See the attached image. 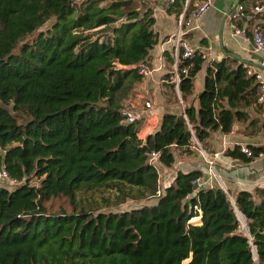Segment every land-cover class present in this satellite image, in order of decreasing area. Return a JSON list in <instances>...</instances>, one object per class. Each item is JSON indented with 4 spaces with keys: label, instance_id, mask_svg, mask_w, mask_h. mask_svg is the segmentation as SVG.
<instances>
[{
    "label": "trees",
    "instance_id": "16d2710c",
    "mask_svg": "<svg viewBox=\"0 0 264 264\" xmlns=\"http://www.w3.org/2000/svg\"><path fill=\"white\" fill-rule=\"evenodd\" d=\"M185 1L169 11L180 16ZM154 25L135 0H0V169L18 183L0 186V264H257L254 250L264 264L260 188L232 203L220 187L196 186L194 170L161 190L149 160L160 153L158 165L172 168L174 150L194 137L205 146L236 123L255 126L251 63L227 51L209 65L198 109L165 114L142 139L120 96L144 79ZM203 62L197 53L178 64L190 68L180 74L184 102ZM247 147L255 158L264 152ZM225 155L254 161L241 145ZM128 201L144 205L116 210Z\"/></svg>",
    "mask_w": 264,
    "mask_h": 264
},
{
    "label": "crops",
    "instance_id": "0c3cea01",
    "mask_svg": "<svg viewBox=\"0 0 264 264\" xmlns=\"http://www.w3.org/2000/svg\"><path fill=\"white\" fill-rule=\"evenodd\" d=\"M200 1L194 0L189 11L193 10ZM259 1L261 2V0H252L246 4L247 6H244L248 14H251V8ZM135 2L139 5L138 10L142 13L152 12V17L155 19L153 28L159 39V43L150 52L145 65L153 71V74L143 77L144 79L135 85L136 91L141 95H147V101H151L153 104V108L150 110H146L145 105L144 110H140V113L146 118L140 134L142 139L147 138L148 135L160 128L165 114L181 115L191 106L198 109L199 97L205 88L207 69L212 62L224 60L227 57V51H230V55L236 59L239 57L243 62L251 63V66L264 76V50L257 51L245 36L234 35L232 30L233 19L230 12L244 0H213L212 8L201 19L193 23V29H188L185 36V40L199 50L204 62L202 69L194 79L193 94L184 102L173 78L175 64L178 61L174 36L178 31L181 16L183 14L186 16V13L182 12L178 16L169 11L172 7H165L159 0H135ZM254 16L256 20L246 18L237 24L242 28L254 23L264 24V13ZM240 60L238 59L240 63H243ZM174 93L178 100L173 97ZM123 106L125 112H128L129 109L138 111L135 109L136 105L130 108H127V105ZM249 112L252 119L257 120L255 126H251L250 123H236L228 134L213 133L207 144L203 146L210 158H213V155L217 153L220 154L215 161V169L231 196H235L240 191L255 193L258 188L264 193V152L248 164L225 155L226 150L232 149L236 145H254L264 148V140L258 141L264 134V105L260 104L258 108L253 107ZM174 151L175 163L173 167L166 168L163 165L159 167L161 190H165L173 184L178 172L194 170L201 171L202 179L211 184L210 188L220 187V182L217 179L210 178L206 158L195 145H192L188 150L175 149ZM178 153L192 157L188 161L177 163L176 155ZM261 199L262 194H260V201Z\"/></svg>",
    "mask_w": 264,
    "mask_h": 264
},
{
    "label": "built area",
    "instance_id": "2783aa9c",
    "mask_svg": "<svg viewBox=\"0 0 264 264\" xmlns=\"http://www.w3.org/2000/svg\"><path fill=\"white\" fill-rule=\"evenodd\" d=\"M165 7H174L177 0H159ZM191 0L185 1L184 12L189 14L188 18H185V14H183L180 18L178 24V31L175 34L176 38V52L178 61L175 64V74H174V82L176 83L179 89V83L181 82V76L187 75L189 73L190 68L185 67L181 71L178 68V64L181 59L184 60H193L196 54L200 53L198 49L192 47L188 41L185 40V36L187 34L188 29H193V23L199 19H201L213 6V0H201L198 5L191 11H189V5ZM264 13V2H258L251 8V14H248L244 5L238 4L234 7V9L230 12V15L233 19L232 30L234 35H242L245 36L255 47L257 51L264 50V30L262 26L258 23L251 24L247 27H240L237 23L243 19H254V15ZM201 54V53H200ZM203 57V56H202ZM140 75L143 77H149L153 74V71L146 66H143L139 70ZM248 75L254 76L256 83L259 85V96L258 102L261 105H264V76L261 72H258L253 66L248 67ZM179 91V90H178ZM153 108V104L151 101H147L145 103V109L150 110ZM127 122L133 123L136 118L131 112H126ZM185 119L187 120V116L184 114ZM194 133V132H193ZM194 145L203 153L206 158V162L208 164L209 174L211 179H217L220 183V187L228 194L227 188L225 184L221 181L220 175L216 172L215 169V161L220 156L219 153L213 155V158H210L209 154L203 149V146L199 143V141L194 137L193 139ZM242 153L251 160H256L254 153L246 146L241 145ZM262 153L259 155V157ZM160 157V153L153 152L150 154L149 160L151 162L157 163ZM18 183L13 180L8 172L5 169H0V186L4 187H15ZM196 186L200 188H208L211 184L206 182L201 178L197 179L195 182ZM213 188V187H211ZM158 195H161V191H158ZM229 199L232 203H234V197L229 195Z\"/></svg>",
    "mask_w": 264,
    "mask_h": 264
},
{
    "label": "rangeland",
    "instance_id": "374dc122",
    "mask_svg": "<svg viewBox=\"0 0 264 264\" xmlns=\"http://www.w3.org/2000/svg\"><path fill=\"white\" fill-rule=\"evenodd\" d=\"M82 1L83 0H76L77 4H81ZM251 1L252 0H244V2L242 4L244 6H247L246 4L247 3L249 4V2H251ZM262 1L264 2V0H262ZM136 5H137V7L139 6L137 3H136ZM51 24L52 23H49L47 25V27H45L44 29L49 28L51 26ZM173 97L175 98V100H178V97L176 96V94ZM147 98H148L147 95H141L138 91H136L135 86L133 88H131V89H128L127 94H123V95L120 96L122 104L123 105H127V108H130L133 105H136L135 109L138 110V111H134V110L129 109L128 112H131L135 116L136 120L141 122L142 127L144 126L146 118L140 113V110L141 111L144 110V105H145V102L147 101ZM262 140H264V134L261 135V139L258 140V141H262ZM191 157L192 156H184V155L178 153L176 155V162L179 163V162L188 161ZM156 164L159 167L161 166L160 164L158 165V163H156ZM142 205H144V203H136V202H133V201H128L125 205L120 206L116 210L117 211L132 210L134 208L141 207ZM56 208H58V207H56ZM238 215H239V219L241 221L242 230L246 231L247 230V226H246L245 218L242 215H240L239 213H238ZM254 254H255V261H256L257 264H259L258 257H257V254H256L255 250H254Z\"/></svg>",
    "mask_w": 264,
    "mask_h": 264
},
{
    "label": "water",
    "instance_id": "95a60500",
    "mask_svg": "<svg viewBox=\"0 0 264 264\" xmlns=\"http://www.w3.org/2000/svg\"><path fill=\"white\" fill-rule=\"evenodd\" d=\"M237 57V56H236ZM239 60H240V58L239 57H237ZM240 61H242L243 62V60H240Z\"/></svg>",
    "mask_w": 264,
    "mask_h": 264
},
{
    "label": "bare ground",
    "instance_id": "6f19581e",
    "mask_svg": "<svg viewBox=\"0 0 264 264\" xmlns=\"http://www.w3.org/2000/svg\"><path fill=\"white\" fill-rule=\"evenodd\" d=\"M241 215V214H240Z\"/></svg>",
    "mask_w": 264,
    "mask_h": 264
}]
</instances>
